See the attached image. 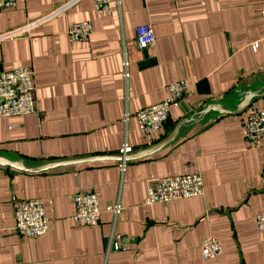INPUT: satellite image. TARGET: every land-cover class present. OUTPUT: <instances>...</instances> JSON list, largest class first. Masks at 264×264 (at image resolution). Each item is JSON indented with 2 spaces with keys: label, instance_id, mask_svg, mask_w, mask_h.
<instances>
[{
  "label": "crops",
  "instance_id": "0c3cea01",
  "mask_svg": "<svg viewBox=\"0 0 264 264\" xmlns=\"http://www.w3.org/2000/svg\"><path fill=\"white\" fill-rule=\"evenodd\" d=\"M68 0H23L0 9V33L22 27ZM97 13L94 1L76 4L20 37L0 42V72L28 65L34 73L35 111L0 117V157L27 167L92 156L131 154L157 143L185 119L171 143L128 160L105 158L24 172L0 165V264H264V138L254 148L242 138L246 109L237 95L264 85V0H120ZM88 21L87 40L70 42V24ZM149 24L155 41L135 42ZM253 42L258 46L251 48ZM128 65L124 77L122 63ZM185 81L163 129L144 136L135 113L167 96L166 84ZM264 109V96L252 105ZM198 173L202 196L144 203L151 179ZM96 194L97 226L74 219L73 197ZM41 200L45 234L21 238L14 230V199ZM119 201L120 214L104 209ZM124 251L107 253L109 236ZM211 235L223 244L214 259L200 257Z\"/></svg>",
  "mask_w": 264,
  "mask_h": 264
},
{
  "label": "built area",
  "instance_id": "2783aa9c",
  "mask_svg": "<svg viewBox=\"0 0 264 264\" xmlns=\"http://www.w3.org/2000/svg\"><path fill=\"white\" fill-rule=\"evenodd\" d=\"M23 0H0V9L14 7ZM78 0H68L58 6L57 9L42 15L22 27L0 33V42L7 38L20 37L27 34L32 28L40 26L49 19L58 16L61 12L76 4ZM94 10L101 14L110 10L112 2L119 5L120 0H92ZM264 15V4H263ZM92 32V25L88 21L72 23L67 28V37L70 42L87 40ZM135 42L139 48H146L155 41V35L149 24H140L134 28ZM257 42H253L251 48L255 50ZM128 63L124 59L122 66L124 77ZM167 96L163 101L142 108L135 113L138 129L144 136L163 129L172 104L180 100L187 92L188 87L183 80L166 84ZM34 73L30 66H18L7 71L0 72V117L23 116L35 111L34 99ZM242 122V138L245 144L251 148L260 145L264 138V109L250 105L244 114ZM131 152V147L126 143L119 150L124 157ZM126 160L120 161V171L125 167ZM203 180L198 173L173 174L151 179L146 188L144 203L153 202L168 203L171 200L185 199L186 197L202 196L204 193ZM73 219L81 226H97L100 219L98 199L93 191H81L73 197ZM13 209L15 214L14 230L21 238H36L46 233L49 227V219L44 213V208L39 199H14ZM104 209L113 215V224L120 214L122 205L119 201L109 202ZM255 225L259 231H264V211L255 216ZM200 257L202 259H214L222 254L223 244L215 237L207 235L200 242ZM107 253L111 251H124L126 246L121 242L119 233H112L107 244Z\"/></svg>",
  "mask_w": 264,
  "mask_h": 264
},
{
  "label": "water",
  "instance_id": "95a60500",
  "mask_svg": "<svg viewBox=\"0 0 264 264\" xmlns=\"http://www.w3.org/2000/svg\"><path fill=\"white\" fill-rule=\"evenodd\" d=\"M259 96H264V85L261 87H258L256 89L253 90H246L244 92L239 93V95H237V104L236 107L234 109H230L226 106H223L221 104H210L209 106H207V108H205L202 111L208 112V111H215V112H219V113H227V114H231V115H236V113H241L243 112L246 108H248L251 104L252 101ZM185 123V119L179 121L176 126L166 135V137H164L163 139H161L160 141H158L157 143H154L152 145H150L148 148L146 149H139L135 152H132L131 154H127L124 157H122V155H114V156H92V157H84V158H79V159H75V160H62V161H56V162H49V163H45L44 165H40V166H36V167H26L23 164V161L21 160H11V159H6L4 157H0V165L3 166H8V167H12L15 168L17 170L20 171H24V172H38V171H43L47 168L53 167V166H58V165H62L63 163H74V162H80V161H90V160H97V159H105V158H110V159H124L126 161L128 160H132L134 158H140L146 155H149V153L155 152L165 146H167V144L171 143L173 140H175V137L177 136V134L179 133V130L183 127Z\"/></svg>",
  "mask_w": 264,
  "mask_h": 264
}]
</instances>
